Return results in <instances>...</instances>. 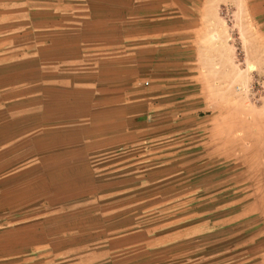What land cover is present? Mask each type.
I'll use <instances>...</instances> for the list:
<instances>
[{"label": "rangeland", "instance_id": "1", "mask_svg": "<svg viewBox=\"0 0 264 264\" xmlns=\"http://www.w3.org/2000/svg\"><path fill=\"white\" fill-rule=\"evenodd\" d=\"M50 1L82 0H0L1 28ZM159 2L149 30L181 32L182 98L144 134L51 171L45 137L0 123V264H75L125 234L149 244L135 263L264 264V0Z\"/></svg>", "mask_w": 264, "mask_h": 264}, {"label": "crops", "instance_id": "2", "mask_svg": "<svg viewBox=\"0 0 264 264\" xmlns=\"http://www.w3.org/2000/svg\"><path fill=\"white\" fill-rule=\"evenodd\" d=\"M162 5L45 2L44 13L30 18L24 33L21 23L3 30L0 10L1 137L41 134V164L70 171L77 165L88 169L92 155L144 134L142 124L182 98L175 85L181 32L170 39L149 30L166 23L150 19ZM55 13L62 16L58 25ZM113 241L108 250L84 253L75 264H141L134 252L149 247L130 234Z\"/></svg>", "mask_w": 264, "mask_h": 264}]
</instances>
